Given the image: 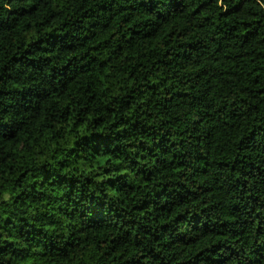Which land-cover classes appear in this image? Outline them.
Masks as SVG:
<instances>
[{"label":"trees","instance_id":"1","mask_svg":"<svg viewBox=\"0 0 264 264\" xmlns=\"http://www.w3.org/2000/svg\"><path fill=\"white\" fill-rule=\"evenodd\" d=\"M0 264H264V0H0Z\"/></svg>","mask_w":264,"mask_h":264}]
</instances>
